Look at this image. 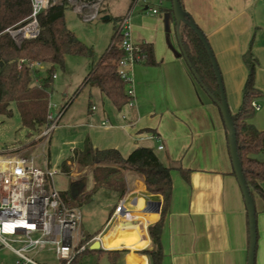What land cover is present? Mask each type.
<instances>
[{"label": "crops", "instance_id": "1", "mask_svg": "<svg viewBox=\"0 0 264 264\" xmlns=\"http://www.w3.org/2000/svg\"><path fill=\"white\" fill-rule=\"evenodd\" d=\"M159 2L160 7L145 0L129 4L133 39L152 49L151 61L131 70L133 104L118 110L97 88L98 97L88 112L68 126L81 129L77 134L81 148L87 138L95 148L117 149L124 157L140 146L152 147L173 168L172 199L161 236L162 264H248V214L233 172L222 114L181 51L172 0ZM137 4L140 10L133 11ZM181 4L210 43L232 113L242 103L248 76L243 55L251 47L261 94L254 100L260 108L250 121L264 130V0H181ZM31 142L5 150L26 154L23 151L39 144L27 147ZM74 173L78 172L70 174ZM118 198V204L123 203L120 212H114L117 204L103 228L81 234L76 246L88 244V251L80 263L92 254L93 264H112V260L113 264H152L144 250L153 247L148 227L161 219L162 195L148 192L142 177L128 173L126 193ZM260 199L255 201L256 264H264V200ZM158 201L161 206L156 210ZM149 204L151 209L146 210ZM95 242L100 247L92 249ZM113 250L126 251L110 254ZM36 259L56 264L48 254Z\"/></svg>", "mask_w": 264, "mask_h": 264}, {"label": "trees", "instance_id": "2", "mask_svg": "<svg viewBox=\"0 0 264 264\" xmlns=\"http://www.w3.org/2000/svg\"><path fill=\"white\" fill-rule=\"evenodd\" d=\"M68 8L65 0L45 8L39 14L40 35L25 40L19 47L11 34L5 30L21 22L31 13V0H0V113L11 116L10 106L15 103L22 124L28 129L30 136L40 134L48 123L50 88L53 85L52 75L55 66H63L68 54L93 53L69 29L65 20V11ZM181 37L188 59L200 76L201 83L215 99H219L217 78L204 45L187 25H182ZM142 48L146 53V62H150L151 47L144 44ZM123 54L124 51L114 32L111 45L93 65L86 80L99 88L118 110H122L134 100L127 92V83L118 74V63ZM22 59L24 62L20 67ZM243 59L248 67V76L243 88L242 103L238 111L232 113V118L236 128L238 155L247 184L253 196L258 194L264 200V130L258 129L250 121L256 113L253 101L261 94L255 83L257 60L251 47L245 52ZM34 62L44 66L45 76L41 74L39 68L31 67V63ZM45 64L48 65L47 68ZM36 79L41 86L36 83ZM68 105L69 103L62 108L63 112ZM37 142L33 140L27 147L34 146ZM74 164H78L80 169H87L88 173L74 180L70 191H60L69 206L78 207L77 201L80 198L82 201L89 200L101 188L106 189L110 195L122 197L126 193L128 173L142 177L148 192L162 195L161 219L148 227L153 247L144 250L151 258L152 264H162L164 250L161 236L172 199L173 168L165 165L152 147L140 146L124 157L117 149L95 148L89 138L85 140L81 149H74L73 156L62 162V172L71 173ZM89 174L93 177L94 187L86 191L84 181H87ZM81 185L79 193L75 194L73 189ZM150 218L152 219L153 215ZM86 251L88 248L77 253L69 264H80L81 256ZM125 251L113 250L109 253L119 255ZM114 262L115 260H112V264Z\"/></svg>", "mask_w": 264, "mask_h": 264}, {"label": "rangeland", "instance_id": "3", "mask_svg": "<svg viewBox=\"0 0 264 264\" xmlns=\"http://www.w3.org/2000/svg\"><path fill=\"white\" fill-rule=\"evenodd\" d=\"M64 0H57L62 2ZM69 8L65 11V20L69 29L74 32L77 38L92 50V54H68L65 57L64 65H56L54 72L57 77L53 80L50 88V108L49 113L54 116L66 106L64 114L58 122L59 127H55L51 133L42 138L41 133L28 135V129L23 126L22 119L15 103L11 104L12 115L7 116L0 113V151L12 149L25 145L32 140H38L35 148H29L23 153L35 157L37 163L44 169L47 167L56 171L55 186L59 191H70L72 182L76 178H81L87 172V169H80L78 164L73 166L72 171L78 172L71 175L62 172V162L73 156V147L82 146L78 142L77 134L80 128L68 126L84 116L91 102H95L98 97V89L91 82H87V76L91 72L100 57L107 51L111 45L115 32V23L117 18L124 17L129 12L131 0H65ZM143 1V0H141ZM153 5L160 7L159 0H145ZM56 2V3H57ZM164 7V6H163ZM140 10V6L135 5L133 11ZM132 11V12H133ZM98 13V17L92 21H86V15ZM108 16L109 19L105 17ZM130 17V23H132ZM46 65V64H45ZM48 65H46L47 68ZM45 68L41 69V74L46 75ZM75 139V140H74ZM77 142H72V141ZM158 152V151H156ZM159 155V154H158ZM94 187L92 175L87 176L85 190L90 191ZM256 201L261 200L258 194L254 195ZM118 196L110 195L106 189L97 190L89 200L77 201L82 214V224L77 232L72 234L73 244L77 245L80 236L84 230L94 233L97 229L103 228V223L109 213L118 204ZM15 246L17 244H14ZM48 251L50 253H45ZM45 251L36 254L39 259L48 254L52 263L65 264L60 260L54 251L48 247ZM16 257L14 252L0 242V264L14 263ZM95 257L92 254L85 255L80 264H93Z\"/></svg>", "mask_w": 264, "mask_h": 264}, {"label": "built area", "instance_id": "4", "mask_svg": "<svg viewBox=\"0 0 264 264\" xmlns=\"http://www.w3.org/2000/svg\"><path fill=\"white\" fill-rule=\"evenodd\" d=\"M56 2L31 0V13L5 31L11 34L19 47L25 40L37 38L41 31L39 14ZM157 12L158 9H153V13ZM97 17L95 12L87 14L85 20L92 21ZM130 17L131 11L117 21L115 37L124 51L118 63V74L127 83L128 94L134 98L131 70L134 65L146 62V53L142 44L133 39ZM23 62L22 59L20 67ZM31 67L44 68L38 62L31 63ZM52 77H57L55 72ZM36 83L41 86L38 79ZM253 106L256 110L260 108L254 101ZM62 114V109L55 116L49 113L42 137H47L58 125ZM56 174L49 167L42 168L31 155L15 154L9 150L0 152V242L15 253L14 264H42L34 254L48 247L60 260L69 264L77 253L88 246L73 244L72 234L79 230L82 214L79 207L69 206L56 189ZM122 208L121 202L114 212L118 213Z\"/></svg>", "mask_w": 264, "mask_h": 264}, {"label": "water", "instance_id": "5", "mask_svg": "<svg viewBox=\"0 0 264 264\" xmlns=\"http://www.w3.org/2000/svg\"><path fill=\"white\" fill-rule=\"evenodd\" d=\"M172 10H173V15L177 24V37L179 40L180 48L181 51L190 67L192 70L194 76L196 79L200 82V84L203 86V88L208 92V94L211 96L213 100L216 101V104L218 108L220 109V112L223 117V121L225 124V127L228 132V143H229V150H230V156L232 160V166H233V172L234 175L237 179V182L239 184V187L241 189L247 214H248V222H249V251H248V264H256V249H257V238H258V233H257V211H256V204H255V199L254 196L251 193V190L247 184L243 168L239 159L238 155V148H237V136H236V128L234 125V121L232 118V112L230 110L228 100L226 97V93L224 90V85L222 81V76L221 72L218 66V63L216 61L214 52L210 46V43L208 42V39L205 35V33L200 29V27L195 23V21L190 17V15L184 10L181 0H172ZM105 18H108L106 16ZM182 25H187L189 28H191L196 35L198 36L199 40L202 42L204 45L208 56L211 60L212 66L215 71V75L217 78V83L220 91V98L215 99V97L212 95L210 91L207 90V88L201 83L200 76L198 73L193 69L192 64L190 63L188 59V55L186 53V50L183 45V40L181 37V26ZM86 182V181H84ZM82 187L79 186V188H75L74 193L78 194L80 191V188ZM156 210L159 209L161 206V202H155ZM146 210L151 209L150 204L146 206ZM100 243L95 242L92 245V249L99 248Z\"/></svg>", "mask_w": 264, "mask_h": 264}, {"label": "bare ground", "instance_id": "6", "mask_svg": "<svg viewBox=\"0 0 264 264\" xmlns=\"http://www.w3.org/2000/svg\"><path fill=\"white\" fill-rule=\"evenodd\" d=\"M141 232V231H140ZM141 234V233H140ZM124 237H125V235H124ZM130 239V238H129ZM132 241V240H131Z\"/></svg>", "mask_w": 264, "mask_h": 264}]
</instances>
